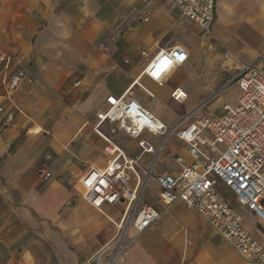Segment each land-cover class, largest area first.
<instances>
[{
  "label": "crops",
  "instance_id": "1",
  "mask_svg": "<svg viewBox=\"0 0 264 264\" xmlns=\"http://www.w3.org/2000/svg\"><path fill=\"white\" fill-rule=\"evenodd\" d=\"M235 10L264 26V0H215L209 34L168 0H0V56L21 58L34 77L10 97L0 79V264H85L111 238L114 227L81 199L76 187L89 167L102 170L107 164L106 144L94 132L96 114L107 108L108 97L125 95L165 125L177 123L190 112H167L160 96L182 105L201 89V102L215 91L224 59L235 64L247 53V62L264 55V46L254 50L231 44L226 50L227 16ZM176 45L185 48L188 59L166 74L162 84L143 74L158 50ZM236 63L231 79L250 65ZM175 91L185 98L174 101ZM224 103L223 98L215 103L216 110ZM8 112L13 119L5 123ZM105 124L110 123H103L101 132ZM127 136L131 140L122 144L111 139L130 157L140 155L139 140L154 146L160 142L146 131L137 139ZM170 137L183 145L181 152L167 148ZM170 137L162 166L156 167L159 174L177 170L176 156L189 160L186 144ZM169 159L172 166L165 164ZM151 160L142 155L140 170ZM39 168L51 177L44 180ZM220 191L264 247V231L251 212L241 209L223 186ZM156 193L155 187L149 189L146 194L154 203L146 202L160 209ZM167 209L172 214L140 234L116 264H256L243 260L183 203ZM119 211L117 206L106 209L112 218Z\"/></svg>",
  "mask_w": 264,
  "mask_h": 264
},
{
  "label": "built area",
  "instance_id": "2",
  "mask_svg": "<svg viewBox=\"0 0 264 264\" xmlns=\"http://www.w3.org/2000/svg\"><path fill=\"white\" fill-rule=\"evenodd\" d=\"M168 1L202 33L211 32L215 0ZM187 59L188 53L181 45L160 49L143 74L162 84L165 75ZM0 79L5 96L10 97L22 82L32 83L34 77L21 58L2 55ZM233 83L240 93L234 105L224 103L222 115L199 116L185 127L191 120L189 114L167 126L125 95L106 99L107 108L96 114L94 125V132L106 144V167L102 170L89 167L76 187L81 199L114 227V233L85 264H116L126 247L161 218L162 211L179 202L194 210L243 260L264 264V247L245 228L242 212L234 209L220 191L223 186L232 194L236 204L251 212L264 231V55L257 63L243 66ZM221 93L222 90L213 91L194 112L208 108ZM172 98L178 102L185 95L175 91ZM3 112L0 106V113ZM12 119V112L4 115L5 123ZM105 122L116 123L131 138L137 139L146 131L159 137L160 142L154 146L139 140L140 155L130 157L100 131ZM170 136L186 144L189 160L176 156L177 170L159 174L156 167ZM144 154L151 155L152 160L140 170ZM38 174L44 180L51 177L45 168H39ZM153 187L157 189L160 209L144 200ZM116 206L120 207L119 217L112 218L106 209ZM129 231L134 232L132 237Z\"/></svg>",
  "mask_w": 264,
  "mask_h": 264
},
{
  "label": "rangeland",
  "instance_id": "3",
  "mask_svg": "<svg viewBox=\"0 0 264 264\" xmlns=\"http://www.w3.org/2000/svg\"><path fill=\"white\" fill-rule=\"evenodd\" d=\"M241 11L235 10L233 13H228V20H230L229 23V29L230 33L227 35L225 39V43H227L226 50L231 49V44H234L238 46L240 49H249L252 48L254 50H258L264 46V26L262 25H254L253 23L247 21L246 18H242ZM244 19V20H243ZM252 51V50H251ZM243 57L239 58L238 60L234 59L235 64H231L229 59H224L223 68L221 75L217 78V80L214 82L215 90H222V93L220 97H218L212 104L198 112H194L195 108L194 106L199 105L200 102V96L202 95V90L197 89L195 90L192 95L188 98V100L183 103L182 105H179L173 101H170L166 98L165 94L163 96H160V102L163 104L164 109L167 112H178V113H188L191 117L190 119H195L199 116H220L223 114L222 110L217 109L216 105L220 99H224V102L227 103H233V101L237 98L239 92L236 87V85L233 83V79H231L237 72V69L235 65L236 62H243L244 64H255L260 59L259 57L255 56L251 59V61L247 62V56H249V53L242 55ZM245 56V57H244ZM259 58V59H258ZM237 60V61H236ZM198 102H200L198 104ZM194 109H193V108ZM193 109V110H192ZM192 110V111H190ZM186 114V115H188ZM186 115L182 116L185 117ZM188 115V116H189ZM102 132L104 134H111V138L122 144V142H128L131 139L124 134V131L119 129L116 123L113 124H105V130L103 129ZM107 136V135H106ZM166 146L168 149H170L172 152H181L183 149V145L180 143H177L173 137H170L169 140L166 143ZM165 164H168L172 166V160L169 159ZM159 166H162V163L158 164ZM144 200L148 201L150 203H154V200L151 199L147 194L144 196ZM172 214V211L170 209H167L165 211L161 212L162 218H167ZM131 234V231H129V235Z\"/></svg>",
  "mask_w": 264,
  "mask_h": 264
},
{
  "label": "bare ground",
  "instance_id": "4",
  "mask_svg": "<svg viewBox=\"0 0 264 264\" xmlns=\"http://www.w3.org/2000/svg\"><path fill=\"white\" fill-rule=\"evenodd\" d=\"M178 93H180V91Z\"/></svg>",
  "mask_w": 264,
  "mask_h": 264
}]
</instances>
